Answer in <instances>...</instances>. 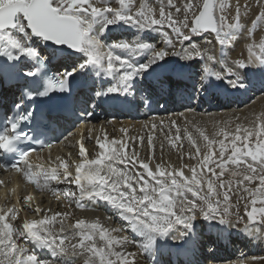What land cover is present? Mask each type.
<instances>
[{
  "label": "snow or ice",
  "instance_id": "obj_1",
  "mask_svg": "<svg viewBox=\"0 0 264 264\" xmlns=\"http://www.w3.org/2000/svg\"><path fill=\"white\" fill-rule=\"evenodd\" d=\"M105 4V0H102ZM121 7L113 8L98 7L93 0H0V37L8 40V43L13 47H21L16 39L10 36V30L19 29L28 35H36L45 40L53 41L59 45H65L70 49L86 53L88 63L102 64L106 62V71L109 73L120 72L118 84L110 89L109 92L126 93L129 91V82L132 81L138 74L145 71L159 59H163L170 54H183L175 53L169 50H154L152 52V59L144 65H132L125 57L113 56L112 51L108 50L106 61L105 57L100 55L103 48L100 43L89 36V29L91 27L90 18L103 17L107 13H112L113 18L109 19V23L118 20L131 21L144 28H157L161 30L165 26L171 31L175 32L176 39L182 41L189 40L192 34L196 33H218L222 26H225L226 17L223 15L225 5H219V15L216 14L214 9L216 5L214 0H203L202 4H194L189 0L182 8L176 7L173 0H167L166 5L163 0L159 4V18L155 17L153 9L145 10L144 5L140 6V10L126 15L124 0H120ZM165 7L169 11L165 12ZM175 8V13L171 11ZM240 5L236 6V23L239 22ZM191 15V22L189 16ZM176 17L177 23H174L172 17ZM182 17V19H181ZM259 18H264V12L260 13ZM233 24H228L231 26ZM181 28L189 29V34L185 35ZM30 30V32H29ZM167 40V45L174 48L173 37L168 35V32L163 33ZM115 48L131 49L133 52H138L149 47L148 44H137L135 46L128 43L115 44ZM23 52L31 54V49L22 48ZM264 51V45L261 46ZM194 57H200V52L195 48L192 49ZM264 60V55L255 56L254 54L248 58V64L244 60H237L236 64L239 68L247 67L250 63ZM118 62V66H117ZM81 68L85 65H81ZM211 69L206 68V71ZM231 69L228 70L229 74ZM70 75V74H69ZM67 79L65 76L58 82H49L50 90L64 91L67 88ZM235 86V84H234ZM251 126L245 128L241 124H237L235 132L232 136V143L230 153L227 159L231 164L237 166V170L231 173L233 178L242 177L238 184L244 185L245 181L252 183L259 180V186L256 188L245 186L243 192L246 196L241 199L250 201L252 207L248 210V203H245V215L249 221L258 223L260 227L249 229L245 225V229L258 234L259 237L264 238V112H261L251 122ZM257 123L259 128L257 130ZM16 125H12L15 130ZM243 132V136L241 135ZM204 141L207 142L206 147L212 146L215 141L210 140L203 131L200 132ZM217 136H228V132L223 128L216 133ZM192 140L191 135L188 137ZM13 142V138L8 134H0V149H7ZM237 142L241 146H237ZM195 143V141H193ZM98 147L104 149L99 153L100 159L87 161L88 165H96L97 167L88 172H82L85 164L81 163L77 166V177L75 183L80 186L83 181L87 182V187H81L80 197L85 195L90 200H101L109 203L114 208L120 211V214L129 221H134L136 224L142 226L148 234L164 235L172 230L173 226L180 225L186 231L180 235H187V231L191 229V219L193 213L199 210V213L205 218H215L223 223H232L226 217L229 215V208L224 207L220 209V201L216 200L215 205L211 202L213 195L219 196L216 186L212 179L198 175L196 168L192 169L191 178L184 177L183 171H180L179 176L183 180L177 178L175 174H168L164 170V166L158 164L156 167L159 169V178L157 173L153 172L149 164L144 161H139L140 166L146 170L147 176L150 177L154 184H150L148 179H145L143 173L137 171L135 175L128 171V163L135 166L136 161H126L123 153L117 152L113 155L107 156L109 161H119L125 164L124 169H117L112 163H108L105 167H99L104 163L106 151L109 150V145L99 143ZM219 167L223 168V160L225 158L226 145L224 140L219 141ZM199 151V149H197ZM84 152V149H81ZM27 153L24 155L26 157ZM212 159L211 156L205 155L202 167H208V161ZM243 161V167H240ZM4 167H11L0 165ZM65 171L67 166L65 165ZM175 170H173L174 173ZM209 172H214V168H209ZM102 172L104 174H102ZM55 178V170L50 173ZM222 175V173L220 174ZM111 181V183H109ZM207 184V194L203 192L202 185ZM234 181L227 183L221 182L218 186L221 189L230 188ZM186 192L191 193L194 197L193 200L187 201ZM224 200L229 199V192H223ZM198 198L202 203L197 204ZM180 203L179 214H177V203ZM261 205L256 207V205ZM187 213V214H186ZM257 215L260 220L257 221ZM236 223L244 220L243 216L239 215L238 206L235 212ZM54 219V217H53ZM5 215L0 214V264H49L48 260H41L37 255L29 254L26 247L19 246L16 239L13 238V227L10 223H6ZM49 221L47 218L41 221H34L32 223L25 222L23 229H17L15 236L17 239L23 237L25 241L31 240L37 242L41 246L55 248L61 254H68L69 250L63 247L64 240L59 242L55 235L51 232L47 235L42 234L37 224L46 225ZM79 230L78 235L80 243L73 244L71 248V255H80L84 257V264H136L137 254L134 252L123 253L115 251L117 246H125L129 243L128 237L121 239H113L109 236L108 231L104 229L99 221L94 223H86L83 219L79 220L76 225ZM36 228V230H34ZM24 229L27 231L25 232ZM63 231V227L61 228ZM74 236L77 233L73 234ZM102 242L104 246H97L96 237ZM179 238V237H177ZM88 241L86 245L84 242ZM79 250V251H78ZM141 250V248H140ZM142 251V250H141ZM89 253L90 255H86ZM26 256V259H22Z\"/></svg>",
  "mask_w": 264,
  "mask_h": 264
},
{
  "label": "bare ground",
  "instance_id": "obj_2",
  "mask_svg": "<svg viewBox=\"0 0 264 264\" xmlns=\"http://www.w3.org/2000/svg\"><path fill=\"white\" fill-rule=\"evenodd\" d=\"M137 1L138 0H136V2ZM93 2L98 7L110 6L113 8H117L114 3L113 4L110 3V2H112L110 0H105V4L102 2V0H93ZM163 2L166 5L167 0H163ZM188 2H189V0H173V3L176 5V7H180V8H182V6ZM191 2L194 4H202L203 0H191ZM107 3H109V4H107ZM160 3H161V0H142L141 5H144L145 10L153 9L155 11V17L154 18H159V15H158L159 7L158 6ZM131 4L133 5V3H131ZM140 6H139V10H140ZM259 6H261V5H259ZM168 11H169L168 7H165V12L167 13ZM171 11L173 13H175V8H172ZM244 18H246V17H244ZM181 19H182V17H181ZM252 19L254 20V18H252ZM172 20L174 23H177V26H179L178 22L176 21L175 16L172 17ZM189 20L191 22V15L189 16ZM89 22L91 24V27L89 29V36L92 39H94L100 43V45L103 47L100 51V55L106 57L108 50L114 51V50L110 49V47L107 43L110 42L113 39V37L117 36L115 34L116 32L124 31L126 26H121V23H122L121 22L116 28L107 27L108 29L107 28L102 29L97 23H93L92 18L90 19ZM256 22H258V24L256 25V28H258V29L264 28V21L258 20ZM256 22H254V23H256ZM128 24L131 27V33L128 35H125L126 36L125 38L129 42H133L134 40L137 39L136 36L139 33L138 32L139 27L138 28H136L137 26L134 27L133 22H130ZM252 26H253V23H252ZM231 27L232 26H228V27L222 26L221 27L220 30L222 33H224L223 37L221 35V32H219L220 30L218 31V33L200 32V33L192 34L190 36L189 40L182 41V42H181V40H178L175 38L176 37L175 32L172 31V33H171L170 32L171 30L168 27H166V26L164 27L165 31L168 32V35L173 37L174 48L168 47L169 48L168 50L175 52V53H183V54H170V55L165 56L163 59H159V62H162L163 60H167V59H174L177 62H181V64L179 66L173 65L175 68H177V67L181 68V67H183V64H186V66H184L185 67L184 68V71H185L184 74L177 76V77H183L184 78L183 79L184 82L182 84L187 82L186 88H188V90H185L182 92L187 93L190 89H192L191 92H193L195 85H196L195 82L193 81V78H192L193 74L187 73V65L192 69L194 67L197 68V65H196V63H197L198 68H201L200 61H203L205 66H207V68H209V69H211L210 67H212L214 69H219V67H225L228 69V67H229V69H231V70L234 69L231 72L236 71L235 69H237V67H238L237 64H231V66H230L229 65L230 63L228 62V65H227L224 58L227 55H229V56L231 54L234 55L235 51L239 48L238 46L241 45L242 42L246 39V35H243L241 37L242 27L237 26L238 28L236 27V29L232 30V31H231ZM141 31H143V29ZM102 33H104L105 35H102ZM185 34L188 35L189 33L186 32ZM261 35H262L261 39L258 40L256 43H253L254 46H257V48H259V46L262 44V42H264L263 41L264 35L262 33H261ZM10 36L12 39H16L19 42L21 47H17L18 48V51H17V49L16 50L13 49V46H11L8 43L7 39L0 37V52L2 51L1 48L5 49L6 52L9 54V56H11V52H13L15 50L13 55L17 54L19 57V56H21L20 53H22V51L20 49H22V46H24V43H26L25 41H28L27 34L25 32H21L19 29H16V30H10ZM28 36L32 37V35H28ZM247 36H248V34H247ZM156 38L161 40L160 37H158L157 33L152 32L151 37L146 40V44L149 45V47L147 48L148 49V55H147L148 59H152L151 47L153 45H152L151 41L153 43L156 42ZM35 43H37V41H35ZM112 43H114V41H112ZM120 44H122V42ZM162 45H163V43H159L155 47H158V46L162 47ZM242 46H243V44H242ZM193 48H195L196 50H198L200 52V54H201L200 57H198V58L194 57V53H192ZM233 48H234V50H233ZM161 49L162 48L156 49V51L161 50ZM231 51H233V53ZM247 51L248 50H245L244 46L241 47V53L240 54H243L245 58H242L240 60L246 59V61H245L246 64H248V58L250 56H252L253 54L255 56L264 55V51L262 52L261 55H258V53H260V52L248 53ZM42 52L45 53L44 50H42ZM83 54H85V53L83 52ZM83 54H81V55L83 56ZM118 54H120L119 56H121V57H125L130 62V64H132V65H134L132 59H137L136 64L137 63L143 64V65L146 64V62H144L143 59L140 60L138 58V56L131 49H127V50L119 49ZM87 58L88 57H84V59L81 58L79 62H82V60L85 61ZM260 61L262 63H264V60H260ZM193 62H194V64H193ZM77 63H78V61H77ZM70 64H72V59L68 58V59H65V61L59 65L64 68ZM154 64H156V63H154ZM117 66H118V62H117ZM98 67H100V71H101V68L103 70H106V64L102 63L101 66L95 65L87 75V79L89 81H91L93 79V77L96 75V68H98ZM168 68L169 67L167 66V64L164 63L161 66L160 71L166 72L168 70ZM261 68H262V66H261L259 61L255 62V63H250L247 66V70L249 71L251 78L253 79V82L255 81V84L260 83L261 84L260 87L262 89V90H260L258 88L257 93H255L253 91V89L250 90V91H252L250 94L253 97L257 96V94H260L261 92L264 91V72ZM73 70H76V68H73ZM70 71H72V69ZM239 71H240V69H239ZM86 72H87V70H86ZM99 74H101V73H98V75ZM120 74H121L120 72L110 73L107 77H105V82L108 85H111V87H114L117 84V81H119ZM222 78H224L223 75H222ZM210 80L211 79L209 77H207V79H206L207 85H209ZM248 82H249V80L247 79V83ZM163 84L164 85H171L172 84L171 79L168 78V80L166 82H163ZM180 86H181V84H180ZM256 88H257V85H256ZM174 89H176V88H174ZM204 90H202V91H204ZM91 91H93L92 87H91ZM161 92H162V94H164V91H161ZM175 92H177V91L175 90ZM180 92L181 91H179V93ZM242 93H243V90H242ZM17 95H18L17 92H14L11 88L10 89H4L1 91V96L5 101H8L10 99H14V98H16ZM78 96H79V99L82 100L80 103H82L84 106H87V104L90 103V100L88 99V96L86 95L85 91H81L78 94ZM89 96H90V93H89ZM191 98L192 97H190V99ZM224 99H225V97H224ZM132 100H135V99L132 97ZM225 100L226 101L228 100L230 102L229 97H228V99H225ZM258 100H263L262 104ZM215 101L218 103V97L216 98ZM126 105H128V104H126ZM218 105H219V103H218ZM223 105L226 106V104H223ZM125 109H128V107H125ZM224 109L225 110L221 111V113H218V114H214V113L209 114V112H208L209 115H203L204 114L203 112H202L203 114H201V113L196 114L194 112L193 113H186V111L184 110L185 113L183 112V114L181 113V115L179 114L176 117L175 116H166V117H158V118H148L145 121H141V123H139L140 120L137 122H131V120L129 118L134 116V114L133 113L129 114V112H127L124 115V117L126 119H122L120 122H117L116 118H107L106 117L101 122H98L96 124L93 123L91 126L83 128L82 129V131L84 132L83 139L79 138L80 140H78V139L75 140V138H77V137H75V138L70 139V141H69L70 144L72 145V147H74V149L76 151H74L73 153L71 150L65 151L67 155L64 154L63 156H61L62 158H58L57 155H59V153H57L56 156L51 155L50 159L48 158V160H47V163H48L47 166H46V162L45 161L43 162L44 165L47 167V169H46L47 171L52 173L53 170H55V173H56L55 178H53L51 176V178L49 179V182H47V179H41V178H43L42 174H43L44 170L39 169L37 172L38 176H39L37 188L35 190L34 189L29 190V192L31 193L32 200L28 203H25V205L22 204L23 210H21V208H20L21 206H19V205L15 206L14 203L8 204V207L10 209H12L14 207L19 208L18 209L19 211L15 210L13 212L12 219L10 220L11 222H9V220L6 221V223H10L13 227V232H14L13 238L16 239V242L19 246L26 247L28 249L29 254L34 253L41 260H48V255H49L48 250L49 249H53L54 253L57 256H59L60 252L55 248V246H53L51 248H49L47 246H41L37 242L31 241V240L25 241L23 237L17 239L15 236V232H16L15 226L18 225L17 224L18 221L20 223L19 225H20L21 229H23V224L25 222H28V223H32L34 221L38 222V221H41V220H44L45 218H47V220L49 221L48 224H46V225L37 224L36 228H38L40 230V232L42 234H45V235H47V233L51 232L53 235H55L58 242L61 239L64 240V243L62 246L65 247L66 249H68L69 253L68 254H61L63 256V259L68 260V262H72V264H84V257L83 256L71 255L72 245L73 244L78 245L80 243V238L78 235L79 230L76 229L75 225L81 219H83L86 223H94L96 221H99V219L98 218L96 219V217L99 216V217L106 218L108 216L109 221H110L109 225H111L112 228H114V229L116 227H119L121 229L120 233H122L121 236L111 237V238L121 239L126 234L125 230H128V231L130 230V232L128 234H126V237H128L129 243H127L123 247L117 246L115 248V251H121L125 254L129 253V252L136 253L137 257H138L136 264H160L159 261L156 262L157 257L160 255V253L162 256H165L167 251H170L171 253H173V260H171L172 264L176 263V259L178 256L182 257L181 261H183L184 264H190L189 262H191V261H195L197 264H263L264 263V238H261V237H259L258 234H253V232L245 229V225H248L249 229L260 227V225H257L256 223H254L252 221H249V220L244 221L243 220V222L237 224L236 223V217H233V218L226 217L227 219H230L232 221V223H223L220 221L219 222H212V221H209L210 218H205L197 210V212L193 213V217L191 219V229L187 231V235H183V236L180 235L181 233L186 231L180 225L173 226L172 230L169 231L168 233L164 234V235L148 234L145 232V230L142 228V226L136 224L134 221H129V220L125 219L120 214V211L118 209L114 208L113 206H111L109 203H107L105 201L98 200V199L97 200H90L86 195L84 197H80L81 187H87V182L83 181L80 186H78L75 183V179L77 177L76 175L78 174L76 171L77 166L81 163L85 164V163H87V161H90V159L87 158L86 153L90 154V158L95 157L96 159H100L99 153L101 151H105L104 149H100L98 147V142H99V143H105V144L109 145V149L110 148L113 149V152H112L113 154H115L117 152V150H119V152L123 153L126 161H136L135 166H133L132 163H128V169L127 170L131 171L133 173V175H135V173L137 171L143 173L145 176V179H148L150 184H154L155 181H153L150 177L147 176L146 170H144L140 166L139 161L147 162L149 164V167L152 169L153 172L157 173V177L159 178V169H157L156 166L158 164H161L164 166L166 163L162 164V163H159L158 159L155 160L154 157L156 155L159 156V154H157V153L152 154V152H153V148H154V150H157L162 145V144L160 145V143H157V142L164 141V139L168 136V134H167V136L165 138H163L165 135L163 136V133L159 132L161 129H163L164 127L167 128L169 126V127L173 128V130H174L175 125H176L175 126L176 128H180V127H178L180 125H177V123L178 122L182 123V122H184V120H187V119H189L188 121H190V122H193V123L199 122L203 125L205 123L208 124L209 122H213L216 120H223V121L226 120L229 122L232 121L231 123H233V121L234 122H236V121L237 122H243V121L247 122L250 118L255 119V117H258L261 112H264V97L262 99L261 98L257 99L255 104L251 107H249V106L245 107V108L240 107L239 109L236 110V108L234 109V104L232 103L229 108H224ZM209 111H211V110H209ZM143 113H144V110L141 109L140 114H143ZM135 114H137V112ZM177 118H178V122L176 121ZM172 124H173V127H172ZM186 124H188L190 127L189 122ZM185 125H183V126H185ZM212 125L210 126V124H208L207 127L208 126L212 127ZM198 126L199 125H197V127L196 126H194V127L197 129ZM215 126H217V125H215ZM195 128H193V129H195ZM187 129H188V127H187ZM171 130H170V132H172ZM191 130H190V132H191ZM215 130H217V129H215ZM177 132L179 133V131L173 132L174 136L176 134H178ZM188 132H189V130L187 131V133ZM197 132H196V135H197ZM152 135H154L155 141L151 140L153 138ZM180 136H181V134H180ZM185 136H187V135L185 134ZM194 136H195V134H194ZM194 136H191V137H194ZM73 137H74V135H73ZM89 138H91L93 140L89 142V145H87L86 141H89L90 140ZM185 138L186 137H184V139ZM194 138H197V137H194ZM198 138L200 139L203 137L200 136ZM187 139H185V140H187ZM166 140H168V144H169L170 143L169 141L171 139L168 138ZM153 141L155 142V145H153L154 144ZM194 141H195V139H194ZM201 143L203 144V139H202ZM165 144H166V142H165ZM85 145H87L88 147H85ZM204 146H206V145L204 144ZM213 146H210V147L213 148ZM87 148H89V149H87ZM195 148H197V147H195ZM198 148H199V145H198ZM205 148H208V147H205ZM78 149L80 150V152L78 151ZM81 149H84L83 153L81 152ZM209 149H208V151H209ZM205 150H204V152H205ZM210 151L214 152L213 150H210ZM61 153H62V151H61ZM61 153H60V155H61ZM206 153H207V150H206ZM206 153H204V155ZM113 154H111V155H113ZM211 155H212V153H211ZM107 156H109V155H107ZM107 156H105V158H104V163L102 165H100L99 167L103 168V167H105L106 164L112 163L113 166L117 169H124L125 168V164L120 163L119 161H109L106 158ZM203 159L204 158H202V160ZM92 160H95V159H92ZM198 160L200 161L201 157ZM215 162H217V161H215ZM215 162H213V163H215ZM43 163L41 165L42 167H43ZM201 163H204V162H200V164H199L200 167L202 168ZM215 164H217V163H215ZM65 165L67 166V171H65ZM217 165H214V167ZM191 166H192V164H191ZM96 167L97 166L95 165V168ZM170 167L171 166H164V170L166 172V175L175 174L177 176V178L180 180H183V177L179 176L180 171H183L184 177L189 178V176L192 175L191 174L192 168L188 167L187 165L184 166L183 164H180L179 167H175L176 169H172V167L171 168ZM201 168H200V171H201ZM73 170H75V171H73ZM173 170H175L174 173H173ZM197 172H199V170ZM201 172L203 173V171H201ZM204 173L206 174V169H205ZM102 174H104V173L102 172ZM200 175L203 176V174H200ZM67 176L69 178H71L73 176L72 177L73 185L75 186V188L78 187V188L74 189V193L72 194L71 200L76 202V200L79 199V200L83 201V204H85L89 207L95 205L94 212L78 209L75 207V205H72L69 201L68 202L64 201L62 203V208L60 206L56 208V204H54L53 209L52 210L49 209L48 205H50L52 203L53 199L56 200L57 202L60 201L61 197L59 196V190L61 189L60 187L63 185L62 179H63V177H67ZM213 177H214V175H213ZM214 179H215V177H214ZM70 182L67 183L65 186H68V184H70ZM109 183H111V181H109ZM206 186H207V184H206ZM39 190H41V195L39 193ZM18 194H20V193H18ZM15 195H16V193H14V196ZM191 196H192L191 193L186 192L187 198L191 197ZM48 201H50V202L48 203ZM46 202L48 203L47 207L45 204ZM93 202H94V204H93ZM97 207H98V210H97ZM112 210L114 211V213L113 212L108 213V211L111 212ZM97 211H99V212H97ZM2 214L4 215V213H2ZM6 216H8V214H5V217ZM53 217H54V219H53ZM73 217H74V219H73ZM17 219H18V221H16ZM211 219H213V218H211ZM202 220H203V223L200 224V221H202ZM213 221H214V219H213ZM13 223H14V225H13ZM62 227H63V231H61ZM36 228H34V230H36ZM24 231L26 232L27 230L24 229ZM131 231L133 232L135 239L131 235ZM261 231H264V228H261ZM74 233H77V235L74 236L73 235ZM177 237H179V238H177ZM228 239L230 240L231 246L226 243ZM84 243L87 245L89 242L85 241ZM96 243H97V246H100V247L104 246V242L100 241L98 239V236L96 237ZM204 243H207L206 245H207L208 249H204L201 251V249H202L201 247ZM157 246H159V250L156 254ZM140 248L142 251L140 250ZM178 251H180V252H178ZM203 252H207V254H204ZM85 254L90 255L89 253H85ZM26 258H27L26 256H22V259H26ZM160 262H161V264H165V263H168V260L165 261L162 259V260H160ZM49 264H59V263L57 261H56V263H52L49 261Z\"/></svg>",
  "mask_w": 264,
  "mask_h": 264
},
{
  "label": "rangeland",
  "instance_id": "obj_3",
  "mask_svg": "<svg viewBox=\"0 0 264 264\" xmlns=\"http://www.w3.org/2000/svg\"><path fill=\"white\" fill-rule=\"evenodd\" d=\"M110 1H112V2H110V3H114L115 4V6L118 8V6L119 7H121V5H120V0H110ZM135 1V2H134ZM133 3V5L131 4V3ZM141 2H142V0H138L137 2H136V0H124V3H125V6H127V8H129L128 10H125V14L126 15H129V14H132L131 13V10L133 11V12H136V11H138L139 10V6L141 5ZM263 2V3H262ZM129 3V4H128ZM224 4L225 5V11H224V13H223V15L226 17V20H225V27H228L227 25L228 24H233V25H231L232 27H231V31L232 30H235L236 29V27L238 26H240V27H242V30H241V37L243 36V35H246V39L242 42V44H243V46H244V48H245V50H248L247 52L248 53H258V52H260V53H258V55H261L262 54V50H261V46L262 45H264V42H262V44L259 46V48H257V46H254V44L253 43H256L258 40H260L261 39V37H262V35H261V33L264 35V28H261V29H258V28H256V25L258 24V22H256V21H258V20H260V21H264V18H259L260 17V13L261 12H264V0H218V3H217V11H216V14L217 15H219L220 13H219V5L220 4ZM107 4H109V3H107ZM138 6H137V5ZM237 5H240V8H239V12H240V19H239V23H237V24H235L236 23V6ZM259 5H261V6H259ZM129 6V7H128ZM255 11V12H254ZM251 13V14H250ZM108 15H110L109 13H108ZM110 18H108V17H106V19L107 20H105V23L106 24H108V25H110V26H113V25H116L118 22H120V20H118V21H116V22H113V23H110L109 24V19H112L113 18V14L111 13V15L109 16ZM244 17H246V18H244ZM248 17V18H247ZM228 18V19H227ZM252 18H254V20L252 19ZM256 18V19H255ZM230 19V20H229ZM247 19V20H246ZM244 20V21H243ZM126 21V20H125ZM245 22V23H244ZM254 22H256V23H254ZM252 23H253V26H252ZM255 24V25H254ZM255 26V27H254ZM237 27V28H238ZM154 28V27H153ZM108 29V28H107ZM164 31H165V28H162ZM181 31L185 34L186 32L187 33H189V29H184V28H181ZM166 32V31H165ZM171 33H172V31H170ZM219 32H221V30L219 31ZM247 34H248V36H247ZM186 35V34H185ZM221 35H222V37H223V35H224V33H222L221 32ZM235 35V34H234ZM258 35V36H257ZM238 36V35H237ZM263 41H264V39H263ZM242 44L241 45H239L238 47V49L235 51V53H234V55L233 54H231L230 56L229 55H227L224 59H225V61H226V64L228 65V62L230 63L229 65L231 66V64H236V61L237 60H240V59H242V58H245L244 57V55L243 54H240L241 53V47H243L242 46ZM169 47V46H168ZM169 49V48H168ZM233 50H234V48H233ZM257 50V51H256ZM232 53H233V51H231ZM236 54V55H235ZM238 55V56H237ZM190 60V59H189ZM244 60V59H243ZM191 61V60H190ZM246 61V59L244 60V62ZM200 63H201V65H203L204 64V62L203 61H200ZM193 64H194V62H193ZM196 65H197V68L195 67V69H198V64L196 63ZM212 68V67H211ZM228 69H229V67H228ZM239 69L240 68H238L237 67V69H235L236 70V72H238L239 71ZM232 70H234V69H232ZM240 72V71H239ZM238 72V73H239ZM225 75V74H224ZM197 76H199L198 77V80L199 81H201V79L203 80V77L204 76H202V75H200V74H198L197 73ZM201 78V79H200ZM193 81L195 82V80L193 79ZM260 90H262L261 89V87H260ZM253 91L255 92V93H257V91L255 90V89H253ZM252 91H247V92H245V93H242V94H240V95H238V97H237V101H238V104L234 107V109L236 108V110L237 109H239L240 107H243V108H245V107H251V106H253L254 104H255V102H256V100L257 99H259V98H263L264 97V91L263 92H261L260 94H257V96H251V93ZM258 101H260V103L262 104V102H263V100H258ZM223 110H225L224 108L223 109H221L220 111L219 110H211V111H209V110H205V111H201V112H194V111H191V110H187L186 111V113H201V114H203V115H209V114H218V113H221V111H223ZM190 111V112H189ZM219 111V112H218ZM184 112V111H183ZM183 112H182V114H183ZM203 112V113H202ZM208 112H209V114H208ZM185 113V112H184ZM206 113V114H205ZM200 114V115H201ZM181 115V114H180ZM176 117V116H175ZM256 118V117H255ZM189 119H187V120H184V122H182V123H179L178 122V118L176 119V121L178 122L177 123V125H180V126H178V127H180V128H176L175 126H174V130H173V128H171V127H167V128H163V129H161L159 132H161V133H163V138H165L166 136H167V134H168V136L164 139V141L166 142V144H165V142L164 141H159V142H157V143H160V148H158L157 150H154V148H153V152H152V154H155V153H157V154H159V156H155L154 158H155V160H159V163H162V164H165L164 166H171L172 167V169H176L175 167H179L180 166V164H183L184 166H188V167H191L192 169L195 167H197L196 168V170L198 171L199 170V172H198V174L200 175V174H203V176H207L208 178H210V179H212L213 180V182H214V186H216V190H217V192H219L220 193V195L219 196H215V195H213V197H212V200H211V202H213V204H214V206H216L215 205V201L216 200H219L220 201V209L221 210H223V208L224 207H228L229 208V215L227 216L228 218H233V217H236L235 216V212L237 211V206H238V211H239V215L240 216H243L244 217V221L245 220H248V218L246 217V215H245V207H244V205H245V203H248V205H249V207H248V210H251V207H252V205H251V203H250V201H248V200H244V199H241V197L242 196H245V195H247L246 193H244L243 192V188L245 187V186H248V187H253V188H256V187H258L259 186V180H258V178H257V180L256 181H254V182H252V183H249L248 181H245L244 182V185H240V184H238L237 183V181H239L242 177H236V178H233L232 177V175H230L233 171H235V170H237V166L236 165H233V164H231V162L227 159V157H228V155H229V153H230V149H231V143H232V136H233V134H234V132H235V128H236V125L237 124H241V125H243L245 128H247V127H250L251 126V121L252 120H254V118L253 119H249L247 122H245V121H243V122H234L233 121V123H231L232 121H226V120H216V121H213V122H209L208 124H210V126L212 125V127H210V126H208L207 127V123H205L204 125L203 124H201V123H199V122H195V123H193V122H190V121H188ZM186 121V122H185ZM222 123H221V122ZM189 122V124H190V127H189V125L188 124H186V123H188ZM215 122V123H214ZM219 123V124H218ZM185 125V126H183V125ZM196 124V125H195ZM188 125V126H187ZM197 125H199L198 126V128L196 129L194 126H196L197 127ZM215 125H217V126H215ZM219 125V126H218ZM188 127V129H187V127ZM172 127H173V124H172ZM200 127V128H199ZM257 130H258V128H259V124L257 123ZM172 130H171V129ZM193 128H195V129H193ZM213 128V129H212ZM221 128H223L224 129V131H226V132H228V136L227 137H225V136H217L216 135V133L218 132V131H220V129ZM172 131V132H170V130ZM192 129V130H191ZM215 129H217V130H215ZM167 132H166V131ZM189 130V132L187 133V131ZM190 130H191V132H190ZM196 130V131H195ZM115 131V130H114ZM174 131H179V133L178 134H176L175 136H174ZM195 133H194V132ZM198 131V132H197ZM201 131H203V133H204V135H207L208 137H209V139L210 140H214L215 141V143L212 145L213 146V148H211V147H208V148H205L206 146H204V144L205 145H207V142L206 141H204V139L203 138H198V137H200L201 135H200V133L199 132H201ZM187 135V136H185V134ZM196 132H197V135H196ZM214 132V133H213ZM173 134V135H172ZM180 134H181V136H180ZM194 134H195V136H194ZM211 134V135H210ZM215 134V135H214ZM179 135V136H178ZM189 135H191V136H194V137H197V138H194V137H192V139L194 138L195 139V143H193V141H194V139L193 140H190L189 141V139H187L188 137H189ZM241 135L243 136V132H241ZM152 139L151 140H154V135H152ZM182 137V138H181ZM184 137H186L185 139H187V140H185L184 139ZM201 137H203V136H201ZM144 138V137H143ZM168 138H170L171 140L169 141L170 143V145L168 144V140H166V139H168ZM174 138V139H173ZM176 139V140H175ZM197 139V140H196ZM202 139H203V144L201 143L202 142ZM175 140V141H174ZM220 140H224V142H225V145H226V151H225V158H224V160H223V163H224V167L223 168H221V167H219L218 165H219V163L221 162L220 161V157H219V152H220V148H219V141ZM155 141V140H154ZM153 141V142H154ZM183 141V142H182ZM188 141V142H187ZM193 146H192V145ZM153 145H155V142H154V144ZM189 145V146H188ZM191 145V146H190ZM198 145H199V148H198ZM237 146L239 147V146H241L240 145V143L239 142H237ZM85 147H88L87 145H85ZM189 147V148H188ZM195 147H197L198 149H199V151H197V148H195ZM215 147V148H214ZM187 148V149H186ZM196 150H195V149ZM210 148V149H209ZM87 149H89V148H87ZM207 150V153H206V150ZM208 149H209V151H208ZM216 149V150H215ZM204 150H205V152H204ZM210 150H213L214 152H212V151H210ZM203 151V152H202ZM187 152V153H186ZM193 152V153H192ZM197 152V153H196ZM209 152V153H208ZM191 153V154H190ZM203 153V154H202ZM204 153H206L205 155H209V156H213L212 157V159L208 162V167H200V162H204V159L202 160V158H204L205 157V155H204ZM211 153H212V155H211ZM214 154V155H213ZM153 156V155H152ZM195 156V157H194ZM203 156V157H202ZM193 157V158H192ZM200 157H201V160L199 161L198 159H200ZM197 158V159H196ZM193 159V160H192ZM198 160V161H197ZM212 161V162H211ZM215 161H217V162H215ZM157 162V161H156ZM213 162H215V163H217V164H215V163H213ZM194 163V164H193ZM243 161H241V165H240V167H243ZM189 164V165H188ZM191 164H192V166H191ZM196 164V165H195ZM202 165H203V163H201ZM213 164V165H212ZM231 164V165H230ZM199 165V166H198ZM214 165H217V166H215L214 167ZM194 166V167H193ZM214 168V172L212 173H210L209 171H208V169L209 168ZM170 167V168H171ZM199 168V169H198ZM200 168H201V171H203V173L200 171ZM206 169V174L204 173V171H205V169ZM204 169V170H203ZM229 171V172H228ZM210 173V174H209ZM222 173V175H219V174H221ZM192 174V173H191ZM208 174V175H207ZM213 175H214V177H215V179H214V177H213ZM191 176L192 175H190L189 176V178H191ZM222 176V177H221ZM240 178V179H239ZM235 181L233 184H232V186L230 187V188H224V189H221V188H219L218 186L220 185V183L221 182H224V183H227L228 181ZM202 188H203V192L201 193V194H207V186H206V183H204L203 185H202ZM234 189V190H233ZM206 190V191H205ZM224 191H228L229 192V199L227 200V201H225L224 200V197H223V192ZM237 191V192H236ZM194 199V197H188L187 198V201H191V200H193ZM196 199V203L197 204H200V203H202L198 198H195ZM261 205H259V204H257L256 205V207H260ZM61 208H62V206H61ZM179 208H180V203L178 202L177 203V214H179ZM67 210V209H66ZM198 210V209H197ZM199 211V210H198ZM111 212H113L114 213V211L112 210ZM111 212H108V213H111ZM99 219V223L101 224V226L104 228V229H106L107 231H108V234L110 235V237H117V236H121V234L122 233H120L121 231V229L119 228V227H116L115 229L114 228H112V226L111 225H109V223H110V221H109V217L107 216L106 218H103V217H96V219ZM73 219H74V217H73ZM213 219H214V221H213ZM213 219H211L210 218V220L209 221H212V222H219V220L218 219H215V218H213ZM260 220V217H259V215H257V221H259ZM16 221H18V219L16 220ZM15 221V222H16ZM243 222V221H242ZM203 223V220L202 221H200V224H202ZM241 223V222H240ZM16 224V223H15ZM17 226H15V231L17 230V229H21V227H20V223H19V221L17 222ZM199 224V223H198ZM257 225H259L258 223H256ZM13 225H14V223H13ZM130 232V230L128 231V230H125V233L126 234H128ZM124 234V233H123ZM126 234L124 235V237L126 236ZM131 235L133 236V238H134V234H133V232L131 231ZM135 239V238H134ZM204 244H207V243H204ZM210 246V245H209ZM207 247L205 246V249H206ZM72 263V262H71ZM70 263V264H71ZM264 264V263H263Z\"/></svg>",
  "mask_w": 264,
  "mask_h": 264
},
{
  "label": "water",
  "instance_id": "obj_4",
  "mask_svg": "<svg viewBox=\"0 0 264 264\" xmlns=\"http://www.w3.org/2000/svg\"><path fill=\"white\" fill-rule=\"evenodd\" d=\"M217 3H218V0H214V4L216 5V8L214 9V11L216 12L217 11ZM51 42V45L52 46H55V47H66L68 50L70 51H77V50H73V49H70L69 47L65 46V45H59V44H56L55 42L53 41H50Z\"/></svg>",
  "mask_w": 264,
  "mask_h": 264
}]
</instances>
